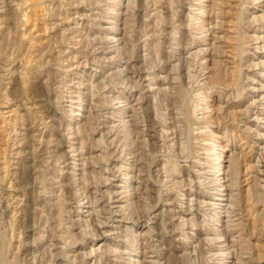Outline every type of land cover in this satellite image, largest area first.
<instances>
[{
  "label": "rangeland",
  "instance_id": "1",
  "mask_svg": "<svg viewBox=\"0 0 264 264\" xmlns=\"http://www.w3.org/2000/svg\"><path fill=\"white\" fill-rule=\"evenodd\" d=\"M0 264H264V0H0Z\"/></svg>",
  "mask_w": 264,
  "mask_h": 264
}]
</instances>
